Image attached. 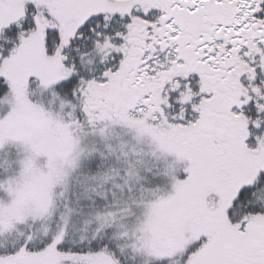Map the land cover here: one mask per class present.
<instances>
[{
	"label": "snow or ice",
	"instance_id": "6c2138e0",
	"mask_svg": "<svg viewBox=\"0 0 264 264\" xmlns=\"http://www.w3.org/2000/svg\"><path fill=\"white\" fill-rule=\"evenodd\" d=\"M0 264H264V0H0Z\"/></svg>",
	"mask_w": 264,
	"mask_h": 264
}]
</instances>
